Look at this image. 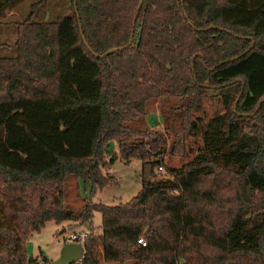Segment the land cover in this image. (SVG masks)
Segmentation results:
<instances>
[{
    "label": "trees",
    "instance_id": "trees-1",
    "mask_svg": "<svg viewBox=\"0 0 264 264\" xmlns=\"http://www.w3.org/2000/svg\"><path fill=\"white\" fill-rule=\"evenodd\" d=\"M22 1L0 0V19ZM44 2L0 20L14 33L0 56V264L46 263L26 255L31 233L47 221L91 227L94 212L99 232L74 264H264V0H141L131 42L103 56L126 43L137 0H69V12L35 18ZM210 90L221 110L190 119ZM160 94L182 97L168 144L130 124ZM188 132L201 144L169 165ZM116 157L140 160L139 189L91 202ZM67 174L89 184L78 212L62 201Z\"/></svg>",
    "mask_w": 264,
    "mask_h": 264
},
{
    "label": "rangeland",
    "instance_id": "rangeland-1",
    "mask_svg": "<svg viewBox=\"0 0 264 264\" xmlns=\"http://www.w3.org/2000/svg\"><path fill=\"white\" fill-rule=\"evenodd\" d=\"M24 0L17 4L14 9H8L2 19L21 17L25 14L26 2ZM11 11L13 12L12 14ZM70 11L69 0H45L44 4L38 10L35 18H51L57 15H62ZM5 37L7 45H0V56L11 55L14 52L12 40L14 39L13 29L10 25H3L0 29V39ZM182 97L172 94H160L147 100L144 104L145 113L139 116L136 121H131L130 124L141 128H154L161 131L166 137V142L170 141L173 132L176 129L182 128L181 119L184 112L181 107ZM198 106L191 108L188 112L190 119L198 121L199 118L206 119L214 113L221 110L219 97L207 91L199 99ZM199 117V118H198ZM186 151L180 153H167L165 161L169 165L179 166L182 162L189 159L197 144H201L198 135L185 134ZM116 149V144L110 141L103 154L104 159H108L110 152ZM179 154V155H177ZM140 168V160L137 158L131 159L129 162H123L116 157L113 162L106 168L101 169L103 174L112 177V181L106 186L97 189L92 195L91 202H101L104 204H115L117 202L127 201L139 189L140 182L138 172ZM156 170L157 175L167 176L165 168ZM89 184L81 178L67 174L62 182V201L74 212H78L84 201L87 199V189ZM92 226L80 224L78 220L70 222H62L56 224L53 221H47L37 232H32L31 235L24 241V249L27 256L40 258L42 254L49 260L55 259L59 249L65 242V237L71 232H82L91 230L92 233L99 232L100 215L97 212L93 213L91 219ZM63 230V231H61ZM45 264V263H44ZM101 264H111L101 262ZM181 264V263H179Z\"/></svg>",
    "mask_w": 264,
    "mask_h": 264
},
{
    "label": "water",
    "instance_id": "water-1",
    "mask_svg": "<svg viewBox=\"0 0 264 264\" xmlns=\"http://www.w3.org/2000/svg\"><path fill=\"white\" fill-rule=\"evenodd\" d=\"M140 1L141 0H137V4L134 8V11H133V14L131 17L129 37H128L126 43L123 44L122 46L109 47V48L105 49L102 53H99V54L95 53L96 55L103 56L104 54L111 52V51L115 50L116 48H121L125 45H128L131 42V36L133 33L134 18H135L136 10L138 8ZM82 39L84 41L83 37H82ZM61 231H63V230H61ZM81 255H82V245L81 244H79L77 242H64L59 249L57 257L55 259L49 260L45 264H74L81 258Z\"/></svg>",
    "mask_w": 264,
    "mask_h": 264
},
{
    "label": "built area",
    "instance_id": "built-area-1",
    "mask_svg": "<svg viewBox=\"0 0 264 264\" xmlns=\"http://www.w3.org/2000/svg\"><path fill=\"white\" fill-rule=\"evenodd\" d=\"M157 169H158L159 171H162V170H163L162 166H158ZM86 233H87L86 231H82V232H71V233H69V234L65 237V242H77V243H79V244L82 245ZM136 242H137L138 244H140L141 246H144V245H145V242L142 240V238H138V239L136 240Z\"/></svg>",
    "mask_w": 264,
    "mask_h": 264
}]
</instances>
